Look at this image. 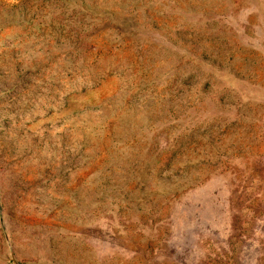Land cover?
<instances>
[{
	"label": "rangeland",
	"instance_id": "1",
	"mask_svg": "<svg viewBox=\"0 0 264 264\" xmlns=\"http://www.w3.org/2000/svg\"><path fill=\"white\" fill-rule=\"evenodd\" d=\"M0 264H264V0H0Z\"/></svg>",
	"mask_w": 264,
	"mask_h": 264
}]
</instances>
